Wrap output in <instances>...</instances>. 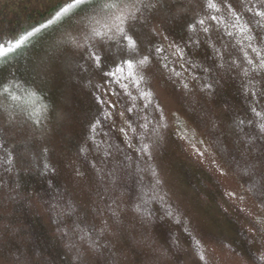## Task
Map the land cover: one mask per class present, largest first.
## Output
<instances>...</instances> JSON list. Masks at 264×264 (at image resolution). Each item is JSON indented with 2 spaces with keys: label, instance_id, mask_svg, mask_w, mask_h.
Returning a JSON list of instances; mask_svg holds the SVG:
<instances>
[{
  "label": "rangeland",
  "instance_id": "1",
  "mask_svg": "<svg viewBox=\"0 0 264 264\" xmlns=\"http://www.w3.org/2000/svg\"><path fill=\"white\" fill-rule=\"evenodd\" d=\"M68 2L69 0H0V44L14 41V38L31 31L33 27L47 23ZM153 2L157 3V7L147 13L149 24L144 27L136 26L143 41L141 51L147 54V50L159 38L157 40L169 49L167 51L173 53L170 51L172 48L168 33H171L170 30L175 33L183 31L180 26L197 19L203 12L205 0ZM229 2L236 10L243 8L239 0ZM250 14V11L244 12L247 19L251 18ZM83 15L84 11L81 9L70 10L63 20L54 21L48 29L30 37L23 50L17 49L7 59L0 58V80H17L37 91L43 88L41 94L44 103L48 105L47 111L40 116L41 123L36 124L30 101L13 104L0 97V105H8L7 111L0 107V136L12 150H21L23 155L22 152L19 154L23 158L30 156L26 152L28 150L35 158L52 162L55 179L58 186L63 188L65 200L75 206L77 214H81L82 223H88L89 231L96 229V246L81 242L79 231L78 234H70L65 241L60 239L61 230L56 229L51 222L45 203L40 202L34 191L27 190L26 187L20 188L17 166L15 171H0V264H204L200 260V254L205 255L207 264H257L251 255H241L238 249H231L230 245L234 243L231 238L239 240L235 243L240 244L237 231L246 234L243 236L248 242L249 254L255 252L261 259V264H264V210L260 209L254 193L247 189L243 176L235 171L234 162L231 163L233 158L228 159L227 152L233 151L236 157H241L252 167L259 166L260 172L253 176L260 179L262 189L264 157H261L264 152L260 154L256 146L263 148V145L258 144V141L254 144L247 139L250 142L246 143L251 146H245L243 141L232 135L228 122L230 107L218 104L220 98L216 94V88L213 87L212 92L204 91L201 86L189 80L188 92L179 93L171 81H166L160 65H155L141 83L142 90L150 93L149 99L155 102L150 120L159 128L158 135L149 133L144 139L152 145L151 156L141 154L139 149L135 151L133 147L139 141L137 133L142 134L138 127L141 125L139 121L137 125H132L136 132L127 128L125 121L130 120L129 114H125L123 119L116 116L115 113L124 111L110 89L103 91L109 106L107 110L113 112L108 121L114 132H117L119 142L130 149L134 162H130L132 169L129 173L127 170L118 173V183L123 189L122 192L119 188L114 192L118 200L111 206L116 208L119 205L118 222L105 205L100 207L103 199L95 195L89 184L90 178L73 155L74 149L85 137L87 122L92 118L89 91L83 85L85 73H91L87 78L94 84L98 83L100 77L94 73L91 63L89 65L84 51L52 48L53 35H61L62 29L73 20H80ZM247 22L252 23L251 20ZM152 28L155 33L150 31ZM252 30L253 34L259 32V29ZM183 35L188 40V35ZM213 36L221 37V33L213 32ZM222 42L227 43L226 40ZM206 48L203 44L201 57L204 63L205 59L210 60ZM228 51L230 52L229 49ZM106 55V63H110L121 58L123 53L112 44L106 49ZM220 72L224 79L223 96L233 103L236 99L234 105L240 107L242 102L238 101L236 95H242L241 76L225 70ZM127 91L137 97L133 101L136 109L143 111L138 90L129 84ZM117 93H120L118 96L122 99L130 100L123 88ZM112 104L116 107L111 108ZM243 104L244 111L241 113H247L248 110L250 112V100L247 96ZM236 111L232 114L237 119L241 116ZM196 113L202 119L205 117L206 122H197V118L192 115ZM121 127L125 128L127 136L120 132ZM217 134L220 144H214L212 139ZM85 152L87 156H91L89 149ZM119 163L117 160L114 165ZM77 172L80 174L77 175ZM153 173L156 174L155 178ZM135 179L139 186L151 187V192L156 197L153 201L156 207L152 210L144 209L142 205L140 210L135 206L138 199L127 195L132 191ZM156 179H159V184ZM158 188L159 195H155ZM18 199L24 204L27 214L38 224L40 233L43 232L52 244L56 243L52 262L40 260L19 230L20 226L14 225V222H19V213L23 215ZM54 206L59 212L58 204ZM105 222L111 227L100 232ZM220 234V238H215ZM98 245L102 246L99 252L96 251ZM13 248L18 249L19 255L11 252Z\"/></svg>",
  "mask_w": 264,
  "mask_h": 264
},
{
  "label": "snow or ice",
  "instance_id": "2",
  "mask_svg": "<svg viewBox=\"0 0 264 264\" xmlns=\"http://www.w3.org/2000/svg\"><path fill=\"white\" fill-rule=\"evenodd\" d=\"M243 3V0H241ZM261 8L264 9V0H260ZM157 7V3L153 0H69L64 6L60 7L52 18L47 23H42L38 27H33L31 31L20 35L13 40H9L6 44H0V58L7 59L10 53H16L17 49L23 50L26 42L29 41L35 33L41 30L48 29L54 21H61L72 9H81L84 15L80 20H73L71 24L62 29L61 35H53L52 48H73L85 52L87 60L91 64L103 72L106 67V49L112 44H115L123 53L118 61L114 62L115 70L109 69L104 73L105 77L115 80L125 90L127 97L135 101L137 97H133L130 91H127L129 84L138 90L140 98L146 99L150 93L140 89L141 83L145 80V75L150 73L155 65H161L168 72L175 76H180V72H176L175 68H170L167 62V57L163 60L158 59L161 53L165 51L163 47H154L147 50V54L142 53L143 41L137 32L136 26L142 27L149 24L148 11ZM206 9L214 10L216 14L211 12L206 15L198 16L194 23L188 25V30L191 33L188 40L183 45H174V55L183 58L186 55L185 49L192 46L199 47L203 43L212 53V58L215 63L205 66V64H191L193 69H199L205 76H210L212 73L225 70L228 72H235L242 78V88L246 96L250 100V111L254 114V118L249 120V124H255L261 134H264V10L254 11V16L259 17L253 21L256 28L259 29L257 34H253L252 27L247 21H243L236 9L229 0H205ZM244 7L248 11H253L248 8L247 4ZM155 33V29H150ZM213 32L222 33L230 40L235 42L231 45L233 51L229 52V45L222 42L220 36L214 37ZM158 35V33H156ZM202 34V35H201ZM155 62V64H154ZM119 77V78H118ZM193 79L199 80L200 77L194 76ZM123 81H127L123 83ZM187 88V85H184ZM213 84L204 81L202 90L211 91ZM17 92L20 94L17 95ZM43 88L37 89L27 87L17 80H0V97L11 101L13 104L31 102L33 108V115L36 116L35 123H41L40 116L48 109V105L44 103V98L41 95ZM115 94V93H114ZM27 97L25 100L24 98ZM100 103L108 107L107 101L101 100ZM38 105V106H37ZM5 111L8 105H0ZM111 108L116 105L112 104ZM134 107H125V112L133 113ZM158 107V106H157ZM260 109L259 111L257 109ZM116 116L123 119L125 113L117 112ZM113 112L109 109L102 112V119L104 121L110 120ZM127 128L136 132L132 127V121H125ZM245 121L240 120L239 125H243ZM101 125V119L97 118L95 123L90 125L92 132H95L97 126ZM143 129H148V121L145 117V123L138 125ZM120 132L127 136L128 133L124 127L120 128ZM152 132L158 135L156 127L152 128ZM141 147L139 152L144 155L151 156V147L149 143H145L144 139L148 136V132L143 134L137 133ZM264 139V135L261 136ZM89 140L92 141L93 146L99 150L100 145L95 143V137L90 135ZM155 143V141H153ZM86 150L80 149L81 153ZM110 155V154H109ZM91 163L92 168L96 169V164ZM98 173L102 169H96ZM80 173L77 172V175ZM156 174L153 173L155 178ZM159 184V179H156ZM260 196L264 197V188L261 189ZM115 203V201H114ZM116 208L109 206L108 210L111 212L113 218H117L118 212ZM171 215V213H169ZM110 225L105 222L104 228L100 232L107 230ZM79 240L87 242L91 246H96L95 235H98L96 229L91 231L87 229H78ZM200 260L207 264L205 255L200 254Z\"/></svg>",
  "mask_w": 264,
  "mask_h": 264
},
{
  "label": "trees",
  "instance_id": "3",
  "mask_svg": "<svg viewBox=\"0 0 264 264\" xmlns=\"http://www.w3.org/2000/svg\"><path fill=\"white\" fill-rule=\"evenodd\" d=\"M243 8L241 10H236L237 13H239L242 17L243 21H252L251 24H249L252 29H258L256 28L255 24L253 23L254 20L260 19L259 17L254 16V11H260L264 10L261 8V3L260 0H243ZM244 4H247L248 8H252L253 11L251 12V18L247 19L246 15H244V12L247 11L249 12L245 7ZM205 6V4H204ZM211 12L212 14H216L214 10L206 9L204 7L203 12L199 14L201 15H206L207 13ZM248 15V14H247ZM196 20V19H195ZM195 20L188 21V23L185 26H180V28L183 29V31H180L178 33H175L173 30H170V34L168 33V40L171 41V48L170 51L173 53L168 52L169 49L165 48L160 40L156 39L155 43H153L151 48L154 47H163L165 48V51L161 53L160 57L158 59L163 60V57H167V60L164 62H167L169 64L170 68H175L176 72H180V76H175L172 73L168 72L167 69H164L160 65V70H162L163 75H165L166 81L169 82L171 81V84L173 85L174 89L181 93L182 91L188 92V89L184 87L186 84L187 87L189 86V80L192 81L194 84H198L201 86L204 83L205 80L213 84V87L216 88V94L218 95V104L221 107H224L225 104L230 107V112H229V127L230 131L233 133L232 135L234 137L237 136L241 141H243L245 146H251V144H248L250 141L261 144L263 145V148H259L256 146L260 154H263L264 152V139L261 138L262 135L259 129L256 127L255 124H249L248 121L252 120L254 118V114L249 110L248 112L242 114L241 112L244 111L243 108V103L245 101V92L244 90L241 92L242 95H236L238 97V101H241L242 103L239 105H234L236 103V99L233 100L234 103L227 99V97L223 96L222 94V88L224 85V79L221 77L222 72H215L212 73L210 76H205L203 72H201L199 69H193L191 67V64H205V66L214 64L215 61L212 58V53L211 51L206 48V50L209 51V59H205L206 62H202V45L199 47L192 46L190 48H186L185 52L186 55L183 58H180L176 55L175 53V46L174 45H183L185 43L186 37H184L183 34H187L188 38L191 35V33L188 30V25L191 23H194ZM175 26V25H171ZM202 35V34H201ZM221 38L222 40L227 41V45H229L230 52L233 51L231 45L235 42L234 40H230L227 36H223L221 33ZM168 50V51H167ZM201 57V58H200ZM120 58H117L116 60L106 63V67L103 72H98V69H96L92 64L91 67H93V71L98 77H100V80H98V83H93L92 80L89 81L88 75H90V72L85 73L83 85L86 87L87 91H89V102H90V108L92 111V118L87 122V125L85 127V137L82 140L81 143H78L76 148L74 149L75 153L73 154L78 160L79 164L83 169H85V172L87 173V177L90 178L91 182L89 183L91 185V189H93V192L95 195L101 196L103 199L101 201V206H104L109 208V206H112L117 203L116 201L118 200L116 196L114 195V192L119 191L122 192L123 187H121L118 183L120 181V176H119V171L121 170H127L129 173V170H131V165L130 162H134V156H131L130 154V149H126L118 140L117 137V132H114L112 129L110 121H104L102 119V112L107 111L108 107H106L104 104L100 103L101 100L107 101L104 97V90L110 89L112 94L115 96V99H117V103H119V107L121 110L125 112V107H133V101L128 100V99H122L118 95L121 93H117L118 90H120L121 84H118L115 80H111L105 77L104 73L108 72L109 69L115 70L114 68V62L118 61ZM186 61H190V63H187ZM91 61H89L90 65ZM2 71H5L2 69ZM87 75V76H86ZM194 76L200 77L199 80L193 79ZM119 78V77H118ZM176 79V80H175ZM127 81H123V83H126ZM181 83V84H180ZM142 85H140L141 87ZM120 87V88H119ZM142 89V87H141ZM39 91V90H38ZM212 92V91H211ZM115 93V94H114ZM42 95V94H41ZM244 95V96H243ZM43 96V95H42ZM27 98V97H26ZM140 98V97H139ZM142 100L143 104V111H140L139 109H134V112L128 113L125 112V114H129V118L132 121V125L135 126L137 125V122L139 121L140 124L145 123V117L147 118L148 121V129H143L141 128V133L143 134L144 132L153 133L152 128L156 127L157 132L159 128L157 127L156 123L150 120L151 117V111L154 109L155 102L149 99L147 97L146 99L140 98ZM31 103V102H30ZM224 105V106H223ZM190 108V109H189ZM235 108V109H234ZM189 110H191V107H188ZM187 109V112H188ZM237 110V111H236ZM240 110V111H239ZM236 111L239 113L241 116L240 118L238 117L237 119L234 118L232 112ZM189 116L190 113L188 112ZM194 115L195 118H197V122L202 124V122H206V119H202L201 115L198 113L192 114ZM100 118L101 119V125L97 126V129L95 132H92L90 129V125L95 123L96 119ZM142 120V121H141ZM240 120L245 121L243 125H239L238 123ZM142 123H141V122ZM205 128V127H204ZM206 130V128H205ZM207 132V131H206ZM226 132V131H225ZM92 135L95 137V143L100 145V149L97 150L94 146L91 140H89V136ZM218 134L216 136H213L212 139H214V144L219 143L217 139ZM3 137L0 136V171H6L12 170L15 171V167L18 166V181L20 184V188H25L27 190H32L34 193L37 195V197L40 199V202L43 201L45 203V210L46 213L48 214L51 222L55 224L56 229H60V239L65 241L68 237H70V234H78V229H87L88 223L84 224L82 223L81 220V214H77V210L75 206L72 205V203H69L65 200V195L63 188L61 189L60 186H58L57 180L55 179V168L52 166V162L49 160H40L38 158H35L30 151H25L27 153H30V156L28 158H23V156H20L21 154L23 155V152L20 150H15L13 148H10V146H7L4 144ZM250 140L249 142L247 141ZM257 139V140H255ZM137 142V141H136ZM145 143L146 140H144ZM248 142V143H246ZM133 145V144H132ZM20 147V146H17ZM135 148V151L141 147L140 142L138 141L133 145ZM137 147V148H136ZM22 148V147H20ZM84 148L85 150L89 149L90 150V155L87 156L86 152L81 153L80 149ZM23 149V148H22ZM22 152V153H21ZM228 154V159L233 158L231 161L234 162L233 167L235 168V171L240 172V174L243 176V182L246 185L247 189L254 193L255 198L257 200V203L261 207V210H264V197L260 196L258 193L261 191L260 187V179L256 178V174H258L260 171L258 170V167H252L251 164H247L244 160H242L241 157H236L235 153L230 151ZM21 153V154H19ZM19 154V155H18ZM110 154V155H109ZM235 154V155H234ZM19 156V157H17ZM262 156L261 158H263ZM238 159V160H237ZM117 160L120 161V163L117 166H120V168H117V166L114 165V162ZM39 162V163H38ZM96 164V169H102L101 173H98L96 169L92 168L91 163ZM264 163V160L262 161ZM134 164V163H133ZM135 165V164H134ZM132 174V173H131ZM255 175V176H253ZM128 176V175H127ZM15 178V180H17ZM118 183V184H117ZM119 187H117V185ZM132 191L127 194L130 195V198H135L138 199V203L135 205L136 207H139L140 205L143 206L144 209L147 210H152L153 208L156 207V204H154L155 196L151 192V187L150 186H139V182L137 179H135L132 183ZM263 188V187H262ZM160 189L155 190V195H159ZM124 193V192H123ZM17 202L21 203L22 211L21 215L19 213V222H14V225L20 226L19 230H21L23 236H25L29 242L30 247H32V251L36 253V255L39 257L40 260H44L45 262H52L54 258L52 257V254L55 253L53 250L55 248L56 243L54 244L51 243L49 238L42 233H40L36 222H34L33 218L27 214V209L25 208L24 204L18 199ZM153 203V204H152ZM54 204H58L59 212H57ZM152 205V206H151ZM151 207V208H150ZM141 210V209H140ZM77 211V212H76ZM16 214V213H15ZM88 230V229H87ZM65 232V234H64ZM237 236L240 235V244H236L239 242V240L230 239L231 241L234 240V243L230 245L231 249H238L241 255L243 254H249V245L244 238L243 235H246L245 233H240L237 231ZM222 234L215 236V238H220ZM236 242V243H235ZM228 245V244H226ZM98 251L101 250L102 246L98 245ZM14 255L18 254V249L13 248L12 251ZM19 255V254H18ZM252 257V256H250ZM78 264H81L79 262ZM257 264H259L257 262Z\"/></svg>",
  "mask_w": 264,
  "mask_h": 264
},
{
  "label": "flooded vegetation",
  "instance_id": "4",
  "mask_svg": "<svg viewBox=\"0 0 264 264\" xmlns=\"http://www.w3.org/2000/svg\"><path fill=\"white\" fill-rule=\"evenodd\" d=\"M191 238V237H190ZM250 255L252 256L253 259H256V261L261 264V259H259V256L254 252V253H250Z\"/></svg>",
  "mask_w": 264,
  "mask_h": 264
}]
</instances>
